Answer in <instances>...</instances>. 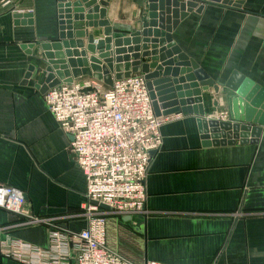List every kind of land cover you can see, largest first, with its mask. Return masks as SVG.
I'll list each match as a JSON object with an SVG mask.
<instances>
[{
	"label": "crops",
	"instance_id": "obj_1",
	"mask_svg": "<svg viewBox=\"0 0 264 264\" xmlns=\"http://www.w3.org/2000/svg\"><path fill=\"white\" fill-rule=\"evenodd\" d=\"M192 1L197 8L177 22L171 39L217 87L201 91L204 119L213 120L227 110L223 87L232 73L264 90V0ZM57 5L13 0L0 6V185L22 191L29 211L48 218L79 213L86 188L71 137L40 92L46 63L39 45L58 40ZM157 6L109 0L105 20L114 35L127 37L142 31L148 8ZM14 7L22 12L17 19ZM197 118L182 115L161 127L162 145L145 180L146 214L128 221L110 216L107 244L137 262L264 264V127L255 145L203 147ZM18 222L0 210V240L47 246L45 225ZM61 224L86 227L82 217ZM0 264L19 263L0 255Z\"/></svg>",
	"mask_w": 264,
	"mask_h": 264
},
{
	"label": "built area",
	"instance_id": "obj_2",
	"mask_svg": "<svg viewBox=\"0 0 264 264\" xmlns=\"http://www.w3.org/2000/svg\"><path fill=\"white\" fill-rule=\"evenodd\" d=\"M12 3L0 0L1 7ZM81 78L49 88L43 100L59 129L71 137L69 150L85 179V202L79 213L41 217L29 211L22 191L0 185V210L16 216L19 225L48 228L46 247L8 238L0 240V255L19 264H164L137 262L111 249L107 219L146 214L145 180L151 157L162 145L161 127L182 115L155 116L142 74L113 80L106 88ZM213 120L228 122V111H218ZM81 217L86 223L82 230L61 224Z\"/></svg>",
	"mask_w": 264,
	"mask_h": 264
},
{
	"label": "water",
	"instance_id": "obj_3",
	"mask_svg": "<svg viewBox=\"0 0 264 264\" xmlns=\"http://www.w3.org/2000/svg\"><path fill=\"white\" fill-rule=\"evenodd\" d=\"M155 1L158 6L148 8V21L142 31L123 37L114 35L105 20L109 0H57L58 40L39 45L46 63L40 92L44 94L60 83L85 76L111 86L113 80L142 74L155 116H198L203 147L257 144L264 127V90L232 73L223 87L229 121L204 119L201 91L217 87L171 39L177 22L198 3L151 0ZM205 1L230 4L229 0ZM21 16L15 14L14 18Z\"/></svg>",
	"mask_w": 264,
	"mask_h": 264
},
{
	"label": "rangeland",
	"instance_id": "obj_4",
	"mask_svg": "<svg viewBox=\"0 0 264 264\" xmlns=\"http://www.w3.org/2000/svg\"><path fill=\"white\" fill-rule=\"evenodd\" d=\"M111 27V26H110ZM112 29V28H111ZM113 31V30H112ZM98 35H100V37H101V35H102V32L100 31V32H98L97 33ZM86 77V76H85ZM88 77V76H87ZM88 78H92V77H88ZM93 79V78H92ZM103 88H106L107 87V85L106 84H104V85H101ZM118 233V232H117ZM122 233V231L121 232H119V234H121Z\"/></svg>",
	"mask_w": 264,
	"mask_h": 264
}]
</instances>
